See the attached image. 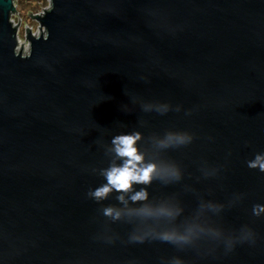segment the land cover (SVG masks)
Segmentation results:
<instances>
[{
  "label": "water",
  "instance_id": "obj_1",
  "mask_svg": "<svg viewBox=\"0 0 264 264\" xmlns=\"http://www.w3.org/2000/svg\"><path fill=\"white\" fill-rule=\"evenodd\" d=\"M14 9L0 0V264H264V172L248 167L264 152V0H50L28 14V54ZM127 132L180 174L134 186L148 192L142 242L101 215L117 193L87 196ZM167 133L191 140L163 148ZM209 227L254 242L159 238Z\"/></svg>",
  "mask_w": 264,
  "mask_h": 264
},
{
  "label": "clouds",
  "instance_id": "obj_2",
  "mask_svg": "<svg viewBox=\"0 0 264 264\" xmlns=\"http://www.w3.org/2000/svg\"><path fill=\"white\" fill-rule=\"evenodd\" d=\"M155 108L157 112L161 111L159 106L152 104L144 105V110L147 111ZM167 106L163 111H167ZM179 111V106H177ZM142 136L138 132H127L115 135L111 139V152L113 160H110L106 167L100 168L99 173L103 177V183L94 188L89 189L87 196L100 204L108 199L111 193H117L116 199L120 207L114 205H104L100 209L101 215L110 222H124L132 227V232L129 233V242H142V237L139 235V228L143 214L140 209L144 207L141 201L148 200V192L146 187H140L138 190L135 185L147 186L154 179H160L164 182H169L173 179H179V169L175 165L165 162H158L154 159L146 157L144 151L141 150L139 141ZM191 136L182 133H167L159 142L163 148L170 147L174 144H185L190 142ZM248 167L258 169L264 172V152L257 153L252 160L248 161ZM96 171L95 168L92 169ZM200 207H205L200 205ZM222 205H212L209 203L207 208L213 212H218L222 209ZM253 215L264 214V205H254ZM179 215V211L177 212ZM207 237L215 241L217 244H223L225 252H230L237 242H254V234L250 229H241L238 236L226 237L218 228L209 227L201 228L195 232L179 233L177 235H161L159 238L174 245H189L196 240ZM102 239L111 243L115 239L113 235H101ZM161 264H182L179 258H172L167 261H161Z\"/></svg>",
  "mask_w": 264,
  "mask_h": 264
},
{
  "label": "rangeland",
  "instance_id": "obj_3",
  "mask_svg": "<svg viewBox=\"0 0 264 264\" xmlns=\"http://www.w3.org/2000/svg\"><path fill=\"white\" fill-rule=\"evenodd\" d=\"M14 8H16L17 12H14L13 19L16 21V24L18 23L19 18V24L18 26V36H19V46L18 50H20L21 44H22V50L21 53H27L28 50V41L26 38V27L31 28V34L36 35L40 33L39 29V22L35 17H30L29 12L32 13V15H39L42 13L45 9H49L50 7V0H14ZM43 8V9H42Z\"/></svg>",
  "mask_w": 264,
  "mask_h": 264
},
{
  "label": "built area",
  "instance_id": "obj_4",
  "mask_svg": "<svg viewBox=\"0 0 264 264\" xmlns=\"http://www.w3.org/2000/svg\"><path fill=\"white\" fill-rule=\"evenodd\" d=\"M42 13H44V11L42 12ZM13 12L10 14V22H12L11 23V25H12V27H15V25H16V21H14V19H13ZM35 19H36V17H35ZM37 21L39 22V20L37 19ZM39 24V26H40V22L38 23ZM41 31H44L43 32V34H45V29H44V27L41 25ZM38 35H40V33L39 34H36L35 36H38ZM16 40H17V45H16V52H19V50H18V46H19V42H20V40H19V36H18V26H17V28H16ZM27 41H28V50H27V53H25V54H28V51H29V48H30V42H29V40L27 39ZM22 54H24V53H22Z\"/></svg>",
  "mask_w": 264,
  "mask_h": 264
},
{
  "label": "trees",
  "instance_id": "obj_5",
  "mask_svg": "<svg viewBox=\"0 0 264 264\" xmlns=\"http://www.w3.org/2000/svg\"><path fill=\"white\" fill-rule=\"evenodd\" d=\"M14 1V0H13ZM16 8L14 9L13 13L15 12Z\"/></svg>",
  "mask_w": 264,
  "mask_h": 264
}]
</instances>
